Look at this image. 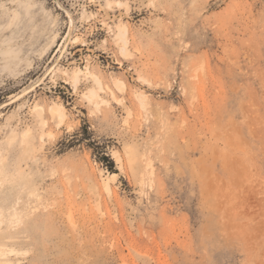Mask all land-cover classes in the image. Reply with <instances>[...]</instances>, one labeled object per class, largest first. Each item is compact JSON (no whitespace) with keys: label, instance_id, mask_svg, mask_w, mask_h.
<instances>
[{"label":"rangeland","instance_id":"obj_1","mask_svg":"<svg viewBox=\"0 0 264 264\" xmlns=\"http://www.w3.org/2000/svg\"><path fill=\"white\" fill-rule=\"evenodd\" d=\"M0 264H264V0H0Z\"/></svg>","mask_w":264,"mask_h":264},{"label":"trees","instance_id":"obj_2","mask_svg":"<svg viewBox=\"0 0 264 264\" xmlns=\"http://www.w3.org/2000/svg\"><path fill=\"white\" fill-rule=\"evenodd\" d=\"M88 135H89V133H88ZM101 154H102L104 160L108 158V157L106 156V151H104V149L102 150ZM113 169H114V163L112 162L111 170H113Z\"/></svg>","mask_w":264,"mask_h":264},{"label":"bare ground","instance_id":"obj_3","mask_svg":"<svg viewBox=\"0 0 264 264\" xmlns=\"http://www.w3.org/2000/svg\"><path fill=\"white\" fill-rule=\"evenodd\" d=\"M72 29V28H71ZM71 34V33H70ZM106 186V185H105Z\"/></svg>","mask_w":264,"mask_h":264}]
</instances>
